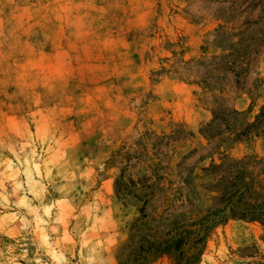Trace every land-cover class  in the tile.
<instances>
[{
    "label": "rangeland",
    "instance_id": "obj_1",
    "mask_svg": "<svg viewBox=\"0 0 264 264\" xmlns=\"http://www.w3.org/2000/svg\"><path fill=\"white\" fill-rule=\"evenodd\" d=\"M233 174L264 188V0H0V264H264L261 222L206 235Z\"/></svg>",
    "mask_w": 264,
    "mask_h": 264
},
{
    "label": "trees",
    "instance_id": "obj_2",
    "mask_svg": "<svg viewBox=\"0 0 264 264\" xmlns=\"http://www.w3.org/2000/svg\"><path fill=\"white\" fill-rule=\"evenodd\" d=\"M249 176V180H251ZM216 194L212 197L209 225L206 235L218 224L236 217L244 221H258L264 225V188L259 191L251 188V182L243 176L233 174L221 177L217 183ZM199 257H194L189 264H197Z\"/></svg>",
    "mask_w": 264,
    "mask_h": 264
}]
</instances>
